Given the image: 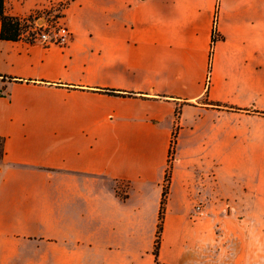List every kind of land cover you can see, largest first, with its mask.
<instances>
[{"label":"crops","instance_id":"1","mask_svg":"<svg viewBox=\"0 0 264 264\" xmlns=\"http://www.w3.org/2000/svg\"><path fill=\"white\" fill-rule=\"evenodd\" d=\"M65 1L67 45L0 39V264H155L174 135L160 262L264 264V0L5 7Z\"/></svg>","mask_w":264,"mask_h":264},{"label":"trees","instance_id":"2","mask_svg":"<svg viewBox=\"0 0 264 264\" xmlns=\"http://www.w3.org/2000/svg\"><path fill=\"white\" fill-rule=\"evenodd\" d=\"M0 21H1V30H0V39L1 40H9V41H18L20 40L21 32L24 29L21 23V19L17 17H13L7 14L6 7H5V0H0ZM108 94H118V95H132L131 93H119L114 90H102ZM205 96H208V91H206ZM227 109L229 108L228 106ZM175 135L171 141V149L168 159V167L165 174L164 179V187H163V194L162 200L160 204L159 216H158V223H157V231L155 236L154 242V249H153V256L155 264H162L159 260L161 243H162V235L164 230V223H165V216H166V205L168 201V194H169V187L171 182V171L173 166L174 154H175ZM4 139L0 138V160L4 156Z\"/></svg>","mask_w":264,"mask_h":264},{"label":"built area","instance_id":"3","mask_svg":"<svg viewBox=\"0 0 264 264\" xmlns=\"http://www.w3.org/2000/svg\"><path fill=\"white\" fill-rule=\"evenodd\" d=\"M21 23L24 29L21 32L20 39L29 42H39L46 46H65L72 38V32L65 24L62 23V18L59 17L50 22L42 14L36 15L33 18L31 16L30 18L21 19ZM219 39L220 36L218 35L217 24L215 23L213 40L215 42ZM2 94L3 93L0 92V95Z\"/></svg>","mask_w":264,"mask_h":264},{"label":"rangeland","instance_id":"4","mask_svg":"<svg viewBox=\"0 0 264 264\" xmlns=\"http://www.w3.org/2000/svg\"><path fill=\"white\" fill-rule=\"evenodd\" d=\"M68 3L69 2L65 1V2H61V3L51 4L42 12H39L37 14H33L31 16L33 18L36 15H42L43 14L48 21L52 22V21L56 20L58 17L62 18L64 16V12L66 10ZM31 16H29L28 18H30ZM198 207H199V209H198ZM195 209H196L197 213L201 214V205H196ZM196 252H199V253H197L199 255V257H198L199 260H198V263H196V264H202L201 263V249L196 247Z\"/></svg>","mask_w":264,"mask_h":264}]
</instances>
